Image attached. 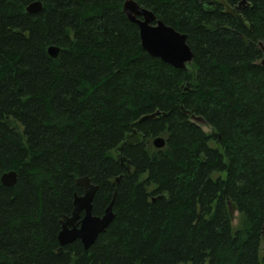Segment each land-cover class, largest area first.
I'll use <instances>...</instances> for the list:
<instances>
[{
	"label": "trees",
	"instance_id": "trees-1",
	"mask_svg": "<svg viewBox=\"0 0 264 264\" xmlns=\"http://www.w3.org/2000/svg\"><path fill=\"white\" fill-rule=\"evenodd\" d=\"M124 1L0 0V264H264V0H136L187 34L186 69ZM83 176L115 217L61 248Z\"/></svg>",
	"mask_w": 264,
	"mask_h": 264
},
{
	"label": "water",
	"instance_id": "water-1",
	"mask_svg": "<svg viewBox=\"0 0 264 264\" xmlns=\"http://www.w3.org/2000/svg\"><path fill=\"white\" fill-rule=\"evenodd\" d=\"M243 4H246V0H242L240 5ZM41 8L42 2L35 1L27 7V10L29 12H37ZM123 10L131 21L138 24L142 46L147 52L174 67L182 69L189 67L193 62L194 53L187 43L186 33H182L173 26L166 24L152 10L143 7L136 0H125ZM261 47L264 52L263 43H261ZM48 51L51 56L57 57L60 49L52 45ZM262 63L264 64V56ZM153 116L155 114L145 117ZM196 120L203 122L198 117H196ZM153 144L157 148H163L166 145V139L161 136L156 137L153 140ZM121 160L123 162L126 159L122 158ZM120 178L121 176L117 178V181ZM1 179L4 184L12 186L17 181V172L15 170L6 172ZM77 184L84 188V193L75 195L74 209L70 215H65L62 218V228L58 238L61 248L76 240H80L84 248L89 249L98 236L107 230L115 217L113 203L117 196V190H115L105 213L96 215L93 213V201L99 186L92 183L88 176L79 177Z\"/></svg>",
	"mask_w": 264,
	"mask_h": 264
},
{
	"label": "rangeland",
	"instance_id": "rangeland-1",
	"mask_svg": "<svg viewBox=\"0 0 264 264\" xmlns=\"http://www.w3.org/2000/svg\"><path fill=\"white\" fill-rule=\"evenodd\" d=\"M204 127V129L207 131V132H210L211 131V128L210 127H208V126H203ZM218 174H216V176H217ZM240 224H241V214L238 212V211H235L234 212V217H233V226L235 227V228H237V227H239L240 226ZM261 254V256H263V254H264V243H263V246H262V250H261V252H260Z\"/></svg>",
	"mask_w": 264,
	"mask_h": 264
}]
</instances>
